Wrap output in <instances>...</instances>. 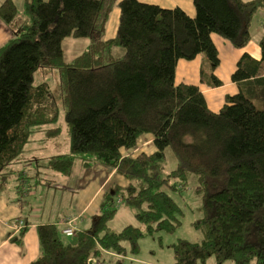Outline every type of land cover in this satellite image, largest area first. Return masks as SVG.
<instances>
[{
  "label": "trees",
  "instance_id": "obj_1",
  "mask_svg": "<svg viewBox=\"0 0 264 264\" xmlns=\"http://www.w3.org/2000/svg\"><path fill=\"white\" fill-rule=\"evenodd\" d=\"M192 1L194 16L140 0H23L21 10L13 0L1 3L11 37L0 46V178L35 130L58 134L60 104L70 151L50 155L44 166L66 175L76 157L88 154L128 180L105 188L91 225L72 238L55 223L38 224L39 255L27 264H102L107 252L137 254L141 238L181 224L182 210L168 190L186 188L190 175L202 211L191 225L202 238L170 244L173 264H205L211 256L216 264H264V36L260 59L247 52L238 59L231 79L239 90L218 111L198 85L175 81L178 60L202 54L200 82L221 85L211 35L244 48L250 17L264 0ZM115 5L116 33L106 38ZM70 36L88 44L65 60L62 41ZM115 47L123 50L115 54ZM46 68L58 76L61 102L48 82L33 83L35 71ZM146 134L154 151L123 154ZM167 149L177 164L165 172ZM114 195L135 209L137 225L108 229ZM24 231L13 240L20 242Z\"/></svg>",
  "mask_w": 264,
  "mask_h": 264
},
{
  "label": "crops",
  "instance_id": "obj_2",
  "mask_svg": "<svg viewBox=\"0 0 264 264\" xmlns=\"http://www.w3.org/2000/svg\"><path fill=\"white\" fill-rule=\"evenodd\" d=\"M140 1L156 3L165 8L179 6L188 15H195V7L192 0ZM253 15L254 13L250 17V41L244 48L235 47L227 39L216 33L211 35L220 58L219 65L215 69V74L221 79V85L207 87L200 82V68L203 63L202 54L197 55L192 60H178L175 72V81L177 83L186 82L198 85L205 95L209 108L215 112L223 106L228 95H233L239 90L237 84L232 81L231 74L235 70L240 56L244 52H247L256 59H260L261 57L260 39L264 36V22L261 23L263 25V30L258 31L254 39L253 29L257 26L252 23ZM116 29L117 26L114 30L109 31L110 33H108L107 29H105V37H113L116 33ZM10 37L11 32L8 25L0 18V46L3 45ZM262 64H264V61ZM55 138L56 137H52L51 139ZM145 138L147 141L144 145L142 144L143 137L138 139V146L134 148L135 152L137 151L136 153L140 151L150 153L155 150V146L152 142V135L146 134ZM130 150L132 151V149ZM136 153H134V155ZM20 156L13 162L14 166H8L6 171L10 172V174H8L7 177L0 178V264H27L39 255L40 250L36 226L40 223H55L60 226V230L68 225L73 227L75 231L88 228L92 221H88L84 227H80L79 224H81V220L86 216V213L89 212L90 214L87 219H91L95 214H97V209L99 211L102 201L103 191L109 186V182L116 178L119 181L114 183L120 187H125L128 184V180L124 176L118 174L113 168L106 167L96 162L95 167L97 168L95 174L97 173V177H93L92 179L91 177H88L89 184H91L92 180H96L95 178H98V180L95 181L92 191L89 192L85 198L83 193L85 194L87 192H75L76 188H83L81 184L75 186L68 185L66 182L71 191L78 194V198L74 200V193L69 194V201L65 202L62 212L59 214L55 204L52 203L55 202L56 198L59 199L60 203L63 201L62 194L64 193L62 190H64V188L62 187L64 186H50L48 183L45 185L42 179L43 173L48 175L49 179L52 181H57L59 179V175L44 166V158L46 157H43L42 159L39 156H32L30 158ZM21 159H23L24 163H26V168L22 166L16 167V165L20 163ZM15 171L17 173H15ZM29 172L33 173L32 177H35L36 179L38 178V180H36L33 184L26 183V178L29 176ZM18 175H20V177ZM117 175L118 177H116ZM87 185L84 190L87 189ZM39 188H46V191L44 189L39 190ZM51 188H54L52 193L53 202L51 204L41 202V198L44 197L47 191ZM93 203L96 204L91 211L90 209ZM20 220L24 222V225L18 228V225L20 224L18 222ZM22 229L25 231L21 237V241L16 242V240H13V237L16 236ZM160 249L163 250L164 248L160 247ZM153 252L155 251L153 250ZM164 255L165 258H167L166 254ZM133 257L134 256H131L127 260L131 259V261H140L138 258L134 259ZM161 262L162 260H153L152 264H162ZM168 264H173V259Z\"/></svg>",
  "mask_w": 264,
  "mask_h": 264
},
{
  "label": "rangeland",
  "instance_id": "obj_3",
  "mask_svg": "<svg viewBox=\"0 0 264 264\" xmlns=\"http://www.w3.org/2000/svg\"><path fill=\"white\" fill-rule=\"evenodd\" d=\"M4 0H0V5ZM16 4L17 8L19 10L22 9L23 0H13ZM118 9L117 5H115L108 17L106 29L107 32L114 30L117 26V18H118ZM117 11V14H116ZM264 22V8H259L255 11L252 23L253 25H256L253 29V37L255 39L257 32L263 30V25L261 24ZM88 44V38L85 37H66L62 41V46L64 49V57L65 60L70 59L73 55L80 53ZM123 49L115 47L113 48V52L115 54L120 53ZM46 81L50 84L53 92L55 91V99L59 100L60 97V88L58 86V76L57 74L53 73L49 69H41L37 70L34 73L33 77V83L37 84L40 82ZM59 88V89H58ZM61 102V100H59ZM58 104V103H57ZM60 107V112L58 115L57 125H59L61 128L59 129L58 134L55 136V139H51L47 137L45 130H35L30 138V141L26 144L23 154L20 157H32V156H39L45 161L50 155L54 154H62V153H68L70 151V136L69 132L67 131V127L64 121V108L62 105L58 104ZM142 144H146L147 139L145 138V135L141 136ZM59 142V143H56ZM138 146V144L132 148L131 150H125L122 149L123 154L127 153H136L135 149ZM134 149V150H133ZM127 151V152H125ZM48 156V157H47ZM166 162H165V172L174 169L177 164V160L175 159L172 152L167 149L166 150ZM82 158H91L90 160L85 159L86 162L90 163L88 164H82ZM96 159L92 158L91 155H83L78 156L76 159H74V166L71 169V172L65 176V174L58 173L56 171V174H58L59 179L57 181H52L49 179V176L44 174L42 175L43 183H48L50 186H56L61 185L64 186V190L62 192L63 201L60 203L59 199L56 198L55 202H53L52 193L53 189L51 188L49 191H47L46 195L41 198V202H47L48 204H55V207L57 208V211L59 214L62 212V209L65 205V202L69 201L68 197L69 194L74 193L73 199L76 200L78 198V194L75 192H81L85 191L87 193H83L84 197L86 198L87 194L92 191L93 186L95 184V181L98 180V178H95L96 180H92L91 184H89L88 177H97L96 172ZM14 163L10 164L9 166H14ZM17 166H22L26 168V163H24L23 159L20 160V163ZM15 173H17L15 171ZM32 172H29V176L26 178V183L33 184L35 183L36 179L35 177H32ZM20 177V175H18ZM18 177V178H19ZM118 177V175L116 176ZM119 180L114 178L109 182V187L115 185ZM68 185H75L78 186L79 184L82 185L83 188L77 189L73 192L69 188ZM88 183V185H87ZM66 184V186H65ZM87 185V189L84 190L85 186ZM196 186L197 181L196 177L194 175H190L188 184L186 188H179L176 191L169 192L170 196L175 200V202L178 204V206L182 210V215L180 217L181 224L173 231V232H164V231H154L151 234H148L141 238L139 240V252L135 255L127 254L124 256H118L110 254V252H107L103 257L105 258L103 260L102 264H116V259L120 258L121 263L120 264H152V261H161L162 264H168L173 259V253L171 248L169 247L170 244L176 242L178 239H186L188 241L196 242L200 241L202 238V234L200 231L196 230L192 227L191 223L193 220L199 218L202 215V211L199 209L201 205V197L196 192ZM165 188V187H164ZM44 189L46 191V188H39V190ZM169 189V188H168ZM105 190V189H104ZM104 192V191H103ZM116 195V194H115ZM114 195V196H115ZM40 199V198H39ZM115 199H117V210L112 216V219L109 223L108 229L111 230H120L124 225L128 223H132L137 225L138 222L135 218V209L131 207L129 204L125 203V199L122 197L115 196ZM96 203H93L91 206V211L94 208V205ZM98 209L97 212L98 213ZM89 212L86 213V216L81 220L80 227H84L88 221H92L93 218L87 219L89 216ZM62 219V218H61ZM142 225V224H140ZM71 237V236H70ZM72 238V237H71ZM160 247H163L164 249L161 250ZM153 250L155 252H153ZM167 258H165V255ZM129 255V256H128ZM128 256H134L133 258H138L140 261H131V259L127 260L126 257ZM144 261V262H143ZM255 261H252L250 264H255ZM206 264H216L214 256H211ZM223 264H234L233 261H225Z\"/></svg>",
  "mask_w": 264,
  "mask_h": 264
},
{
  "label": "built area",
  "instance_id": "obj_4",
  "mask_svg": "<svg viewBox=\"0 0 264 264\" xmlns=\"http://www.w3.org/2000/svg\"><path fill=\"white\" fill-rule=\"evenodd\" d=\"M18 223H20L18 225V228H20V227H22V225H24V222L22 220H20ZM74 232H75V230L70 225H68L62 229V233L66 237L72 236L74 234Z\"/></svg>",
  "mask_w": 264,
  "mask_h": 264
}]
</instances>
